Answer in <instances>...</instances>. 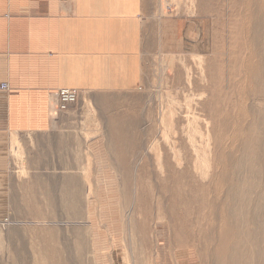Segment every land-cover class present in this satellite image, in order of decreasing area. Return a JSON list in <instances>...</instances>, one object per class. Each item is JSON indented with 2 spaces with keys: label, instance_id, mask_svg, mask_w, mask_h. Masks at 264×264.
Here are the masks:
<instances>
[{
  "label": "rangeland",
  "instance_id": "374dc122",
  "mask_svg": "<svg viewBox=\"0 0 264 264\" xmlns=\"http://www.w3.org/2000/svg\"><path fill=\"white\" fill-rule=\"evenodd\" d=\"M157 1L160 16L198 14V0ZM215 1L223 8L221 26L206 29L213 43L205 53L145 56L134 91L78 100L69 114L76 122L54 137L30 139L29 148L15 139L8 170L0 172V264H213L201 257L194 230L186 246H177L164 220L169 201L159 199L158 188L183 168L188 178L168 180L170 196L186 198L192 222L218 204L232 226L234 264H264V98L246 94L245 129L237 138L227 129L226 153L215 144L221 134H212L219 104L230 97L234 44H249L254 27L264 26V0ZM126 176L135 193L140 176L158 186L150 200L149 248L132 224L136 214L142 217L135 193L124 194Z\"/></svg>",
  "mask_w": 264,
  "mask_h": 264
},
{
  "label": "crops",
  "instance_id": "0c3cea01",
  "mask_svg": "<svg viewBox=\"0 0 264 264\" xmlns=\"http://www.w3.org/2000/svg\"><path fill=\"white\" fill-rule=\"evenodd\" d=\"M197 8L160 16L157 0H0V87H9L0 89V172L16 138L29 148L30 139L76 122L69 114L78 104L60 113L56 91L75 89L84 102L127 93L143 80L145 56L205 53L213 43L206 29L221 26L223 8L215 0H198Z\"/></svg>",
  "mask_w": 264,
  "mask_h": 264
},
{
  "label": "bare ground",
  "instance_id": "6f19581e",
  "mask_svg": "<svg viewBox=\"0 0 264 264\" xmlns=\"http://www.w3.org/2000/svg\"><path fill=\"white\" fill-rule=\"evenodd\" d=\"M257 26L254 27L255 30L253 31L252 36L250 34L252 39L250 40L249 44L248 43L244 44V43H241L239 41L238 42L236 41V43L234 44L237 48H235L236 51L234 50L233 56L231 57V60H230V73H231V76L233 77V81L231 83V89H230L231 92L229 94L230 97L225 98V99L222 98L223 99V100H221L222 104H219V105H221V107L218 108V112L220 115L219 114H217V115H219L218 126L221 129L219 127L217 129L214 126V129L212 130V134L217 135L218 133H220L222 136V137H219L218 141H216V143H215L216 145L220 144L219 147L222 149V151H225V148H226L225 137L227 136L226 135L227 129L230 130L231 132H235L234 135L230 134L231 136H233L235 138H237L240 135V128H243V131L245 129V125L241 124L242 122L240 120V115H242V117H246V115H247L246 103L243 102L244 98L247 96L246 94L248 93L249 96L253 95L255 98H257L259 100H262L264 98V26H262V27H261V25H260V27H257ZM249 39H250V37H249ZM244 45H246L245 48L243 47ZM238 50H239V52H238ZM261 84H262V89H260ZM59 91H61V90H59ZM56 92H58V91H56ZM56 92L53 93V97H54V94L56 95ZM249 96H247V100L249 99ZM59 112H61V111H59ZM213 118L216 119V116H213ZM118 139L122 140L121 142L122 143L124 142L125 144H126V141L128 140L127 136H123L122 138L120 136V137H118ZM219 141H220V143H217ZM237 142H238V140L236 141V143ZM118 143H119V140H118L117 144ZM122 145L123 144H121L120 146L122 147ZM116 147H118V149H119V146H116ZM125 147L126 146L123 145L122 148L124 149ZM245 147H247V146H244L243 148H245ZM216 148H218V147H216ZM235 148L237 149L238 147L235 145V146H233L232 150H234ZM250 148L254 149L251 146V143H250ZM255 150H257V149L255 148ZM226 151H227V149H226ZM226 151H225V153H226ZM206 154L207 153L205 152V156H206ZM213 155H214V153H213ZM217 156H218V154L215 157H217ZM166 157H164V158H166ZM120 159L123 160L124 157L121 156ZM205 159H206V157L204 158L203 161H205ZM167 160H169V159L168 158L165 159V161H167ZM216 160H218V159H216ZM155 161L158 164H160L159 163L161 161L160 155H157V158ZM162 165H164V164H162ZM144 166H145V164H144ZM165 166H167V168H170V169L173 168L170 164H167ZM183 169L179 170V173L175 172V173H177L175 175L170 174L169 179L168 178L164 179V181H162L160 183V187L158 188V189H160L159 199H167L169 201V209H168V212L166 214L167 216H165L166 219H164V220H167V222H165V223L168 225L170 230L172 229L171 230L172 240H176L177 246H181L180 243H182L183 245L186 246L189 243V242L185 243L186 238H188V239L190 238L189 240L193 239V237L188 236V234H191L192 232L195 231L198 234V241H200L201 245L203 246L202 251H201V254H202L201 257L208 259L213 264H225V263L226 264H234L236 261V253L234 250L236 248V246L234 244V234H232V226L228 222V220H225V217H227V215L225 214V210L220 209L219 205L216 204L215 202H213V208L209 207V210H208L209 215L207 217H206V215H204V217L200 216L199 214L201 211L199 210L197 212V215H199V216L197 217V219H195V221L192 222L191 214H190V207H188L189 202L184 200L186 198H184V199H180V198L173 199V197L170 196L171 192L169 191L170 187L167 184L169 182L168 180H171L174 178H177L180 180V179H183L184 176L186 178H188L187 170L184 171ZM172 170H174V169H172ZM142 171H143V169H142ZM169 172H167V173H169ZM161 177H162V175H161ZM145 178L146 177L140 176V180L137 181V186H136L137 189L135 188L137 193H135L131 189L133 187V184L131 183L130 178L128 176H126L125 183H124V192H125L124 194H125L126 198H128V196L130 197V193H133V194L135 193L134 199H138V201H137L138 202L137 212L139 214V217H142V220H141V218H137L138 215L136 214V216H134V218H133L132 224H134L135 231L136 230L141 231V234H140L141 240L149 248L152 245V241L149 240V235H150L149 231L151 230L150 229L151 228L150 223L152 221V215L150 213V210H151L150 209V200L154 199L153 191H155V188H156L155 186H157V184L155 183V186H154L151 183L146 182ZM165 178H166V176H165ZM153 184H154V182H153ZM135 185H136V183H135ZM217 186H218V183L216 184L215 188H217ZM212 187L214 188V185ZM156 191H157V188H156ZM190 202H192V201H190ZM161 208H162V206L159 207V210ZM159 218H158V220H160ZM182 236H183L184 241H183V239H180V237H182ZM146 246H144V247L146 248ZM146 251H147V249H146ZM140 258H141V256H140ZM140 264H142V263H140Z\"/></svg>",
  "mask_w": 264,
  "mask_h": 264
},
{
  "label": "built area",
  "instance_id": "2783aa9c",
  "mask_svg": "<svg viewBox=\"0 0 264 264\" xmlns=\"http://www.w3.org/2000/svg\"><path fill=\"white\" fill-rule=\"evenodd\" d=\"M8 85L3 84L1 89L8 90ZM80 93L75 89H63L54 94V99L58 104V109L61 112L68 111L73 105L77 104Z\"/></svg>",
  "mask_w": 264,
  "mask_h": 264
}]
</instances>
